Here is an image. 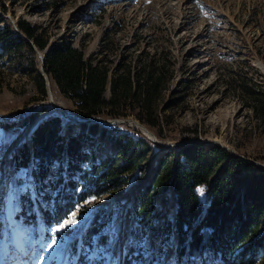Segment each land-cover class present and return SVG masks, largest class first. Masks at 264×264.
Here are the masks:
<instances>
[{"label": "rangeland", "instance_id": "rangeland-1", "mask_svg": "<svg viewBox=\"0 0 264 264\" xmlns=\"http://www.w3.org/2000/svg\"><path fill=\"white\" fill-rule=\"evenodd\" d=\"M0 16L4 19L0 27L8 24L16 29V21L21 18L47 27L53 39L72 38L75 45L84 41L85 54L98 51L104 36L114 41V50L109 54L114 61L120 52L132 59L143 58L148 52L159 62L173 61V78L159 108L165 125L164 138H157L160 144L199 138L216 140L256 163L247 162L264 168V110L252 94L260 91L264 100V0H0ZM118 22L117 29L111 32L109 29ZM40 55L39 51L35 53L39 68ZM34 89L32 75L23 72L17 60L0 57V182L5 184L0 192L3 264H28L31 242L41 237L50 241L55 229L72 216L79 223L58 234L65 248L50 264H174V239L166 241L162 232L166 217H174L170 193L155 196L154 204L160 212L152 218V228L135 216L134 195L151 168H146L139 179L131 176L119 194L104 193L76 204L57 223L43 222L37 214L33 218L38 209L35 204H26L21 212V199L30 181L26 171L11 169L7 152L24 137L28 127L5 128L3 122L15 120L39 104L49 106L39 118L58 113L48 112L52 107L49 95L35 106L28 104ZM51 93L53 102L70 115V101ZM115 125L122 131L133 127L144 135L133 124ZM90 147L101 159L114 153L111 143L98 135L87 149ZM155 148L160 149L157 145ZM165 150L157 156V151H152L150 160L159 158ZM12 189L17 190L15 201L10 197ZM52 197L57 198L55 194ZM12 224L16 226L15 246ZM114 224L119 229L115 242Z\"/></svg>", "mask_w": 264, "mask_h": 264}, {"label": "trees", "instance_id": "trees-1", "mask_svg": "<svg viewBox=\"0 0 264 264\" xmlns=\"http://www.w3.org/2000/svg\"><path fill=\"white\" fill-rule=\"evenodd\" d=\"M0 22H4L1 16ZM118 24L109 30L113 32ZM85 44L80 40L75 45L68 37L53 39L47 27L21 18L16 29L8 24L0 27V57L17 60L20 69L34 79L28 104L35 106L48 96L46 80L35 59L39 51L50 89L70 101L71 116L132 117L157 138H164L159 108L173 78V61L159 62L148 52L136 59L120 52L114 61L109 56L114 41L104 36L98 51L85 54ZM252 94L264 110L262 93ZM48 108L39 104L17 119L3 122L5 128H27L36 121L26 140L9 153L11 169L26 171L30 181L21 199V212L26 204H35L38 209L33 218L37 214L43 222L57 223L76 204L104 193L119 194L131 176L139 179L151 168L134 195L135 216L152 228V218L160 212L155 196L170 193L175 214L172 219L166 217L162 232L166 241L174 239V264H264L263 167L218 145L201 143L167 149L151 161L152 151L159 149L139 130L131 127L122 131L115 124L103 123L78 126L55 112L39 118ZM97 135L111 143L112 155L101 159L93 147L87 149Z\"/></svg>", "mask_w": 264, "mask_h": 264}, {"label": "water", "instance_id": "water-1", "mask_svg": "<svg viewBox=\"0 0 264 264\" xmlns=\"http://www.w3.org/2000/svg\"><path fill=\"white\" fill-rule=\"evenodd\" d=\"M40 58H41V63H40V71H41V74L44 76V79L46 80V87H47V92H48V95L51 96L52 98V93H51V89H50V85H49V81H48V78L46 76V74L44 73V60H43V56L40 55ZM50 104L52 105H55L54 102H49ZM55 107L53 106V110ZM52 110V111H53ZM48 112H51V109H49ZM57 112L63 117L65 118L66 120H69L71 123L75 124V125H78V126H81L85 123H103V124H115V123H128V124H133L136 128L140 129L142 131V133L148 138L150 139L153 143H155V145H157L158 147H160V149L156 152L155 156L159 155L161 152H163V150L165 149H172V148H176V147H182V146H187V145H190V144H193V143H196V142H200V143H204V144H217V145H220L223 149L231 152L234 156L242 159V160H245V161H250V162H253V163H256L254 160H251V159H248V158H245L244 156L236 153L233 149L229 148L228 146H225V145H222L220 144L219 141H216V140H205V139H193L191 141H183V142H179V143H174V144H166V145H160V142L159 140L157 139V137L154 135V133H152L151 131H149L143 124L139 123L137 120H131L129 121L130 119H101V118H97V119H81V118H76V117H71L68 113H66L62 108H58L57 109ZM36 121H34L33 123H31L28 128L26 129V134L24 135V137L19 141H23L25 140V137L28 133V130L30 129V127L35 123ZM139 126L141 128H139ZM18 142V143H19ZM14 148L11 147L10 150L7 152L10 153V151ZM175 209V208H174ZM174 214H175V210H174Z\"/></svg>", "mask_w": 264, "mask_h": 264}, {"label": "snow or ice", "instance_id": "snow-or-ice-1", "mask_svg": "<svg viewBox=\"0 0 264 264\" xmlns=\"http://www.w3.org/2000/svg\"><path fill=\"white\" fill-rule=\"evenodd\" d=\"M23 191V189H21ZM203 189H200V192L203 193ZM10 197L13 201L17 198V190L12 189L10 192ZM95 199V198H93ZM65 223H62L60 227L55 229L54 235H52L50 241H46L41 237L39 240L32 241V250H31V259L29 260L28 264H50L51 261L55 260L60 254L64 251L65 248V241L58 239V234L61 231L66 230L69 227L77 225L79 222L78 220L72 216L66 218ZM13 228V238H12V245L15 246V235L16 226L14 224L11 225ZM113 242L118 238V226L113 225ZM0 264H3L2 257H0Z\"/></svg>", "mask_w": 264, "mask_h": 264}, {"label": "bare ground", "instance_id": "bare-ground-1", "mask_svg": "<svg viewBox=\"0 0 264 264\" xmlns=\"http://www.w3.org/2000/svg\"><path fill=\"white\" fill-rule=\"evenodd\" d=\"M50 98H51V96H49ZM51 101L53 102V100H52V98H51ZM50 101V102H51ZM55 104V103H54ZM53 106L55 107L54 109L55 110H53ZM58 108H61L60 106H58V105H52V107L50 108L51 109V111L53 110V111H57V109ZM131 121V120H130ZM139 128H141L140 126H139ZM161 145V144H160ZM2 179V178H1ZM4 188H5V184H4V182L2 181V182H0V192L2 193L3 192V190H4ZM173 213H174V210H173ZM173 213H172V215H173Z\"/></svg>", "mask_w": 264, "mask_h": 264}]
</instances>
